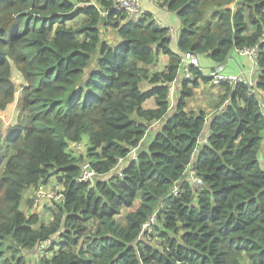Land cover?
<instances>
[{
	"label": "trees",
	"instance_id": "1",
	"mask_svg": "<svg viewBox=\"0 0 264 264\" xmlns=\"http://www.w3.org/2000/svg\"><path fill=\"white\" fill-rule=\"evenodd\" d=\"M93 4L0 0V110L14 98L11 61L24 80L22 113L0 137V264H27L26 254L47 238L51 254L40 264H264V0L163 1L180 20V51L223 64L234 48L259 42L256 95L241 82L219 83L207 123L205 111L185 103L198 78L210 81L201 68L191 67L193 78L169 108L167 84L180 64L169 28L146 11L132 20L113 0ZM101 27L117 38L102 36ZM161 53L168 63L150 71ZM143 80L151 84L145 90ZM151 96L155 107L143 108ZM155 120L146 148L122 176L112 175ZM83 139V154H74L71 144ZM196 146L192 165L202 185L193 189L183 172ZM83 159L106 173L89 188L75 180ZM52 176L63 198L45 223L21 201ZM175 182L178 194L166 197ZM153 213L148 235L142 224ZM153 233L156 243L144 238Z\"/></svg>",
	"mask_w": 264,
	"mask_h": 264
},
{
	"label": "crops",
	"instance_id": "2",
	"mask_svg": "<svg viewBox=\"0 0 264 264\" xmlns=\"http://www.w3.org/2000/svg\"><path fill=\"white\" fill-rule=\"evenodd\" d=\"M72 1V0H71ZM164 0H141V5L143 7V10L146 12H149L152 14L154 19L158 24L161 26H166L168 28H172L174 30V36L170 38V43H169V48L170 50L175 53L180 55L181 51L178 50L177 47V33L179 32L180 29V20L175 14V12L169 11L168 9L165 8V6H162ZM74 2V1H72ZM92 3V0L91 2ZM95 4V3H94ZM108 28V27H106ZM111 28V27H110ZM105 29L104 27H101V30ZM112 29V28H111ZM113 30V29H112ZM114 31V30H113ZM115 33V31H114ZM116 33L114 37H107L108 40H114L116 39ZM204 56L205 62L204 64L200 63V68L202 69L203 72H206L210 67H213V61L211 58L206 56L205 54L200 55V57ZM169 61V56L167 54H159L158 59L156 62L149 64L147 67L149 68L150 71H160L164 68V66L168 63ZM224 67V72L225 73H242L244 76L251 78L252 80H255L256 76V65H254L247 57L244 55L240 54L236 49L232 50L230 55L226 58L225 62L222 64ZM18 77V86H16L15 93H14V98L13 101L10 102L9 104L6 105L4 109L0 110V123L2 124V129H1V137L5 135L7 132V129L9 127H12L17 124L18 117L22 113V103L20 101V95H21V85L24 84V80L21 76V73L17 70V73L15 74ZM211 84V86H208ZM150 83H148L146 80H143L140 82V88L142 90H145L150 87ZM181 85L182 83L177 82L174 87V100H177L180 90H181ZM223 92L222 87L219 84L210 83V82H199V85L195 88H193V95L188 97L185 100L186 103V109L187 108H192L195 111H198V109H203L206 111L207 115V121L209 117L217 111V108L214 107V104L217 102L218 97L220 94ZM208 96H212L213 98L209 99ZM208 101H211V110H209L206 107H203L206 105ZM18 104L19 108L16 110L15 113H13V107L12 104ZM142 107L147 109V108H154L155 107V99L154 96H151L144 100L142 103ZM6 114V115H5ZM207 125V124H206ZM159 127V122L158 121H152L150 125L148 126L144 136L142 139L139 141V150L146 148L147 144L150 142L152 139V136L154 132L158 129ZM208 133V128L207 126L204 129V134ZM206 136V135H205ZM86 141L83 139L82 141L78 142L81 144L82 142ZM142 142L144 144V147L142 145ZM77 144V143H74ZM84 145V144H83ZM84 145V147H85ZM142 145V146H141ZM84 152V151H83ZM262 166L264 167V158L260 161ZM30 189H34V186L29 187L23 196V201L26 198H31L32 197V191L29 193ZM22 202V201H21ZM51 207V205H50ZM31 213V212H30ZM30 213H27L29 215ZM48 223V222H45ZM36 254L33 251H31V255ZM29 256V254H26ZM35 256V255H33ZM27 258V257H26ZM31 258V257H29ZM36 259V262L34 264H40L39 260L37 259V256L33 257Z\"/></svg>",
	"mask_w": 264,
	"mask_h": 264
},
{
	"label": "built area",
	"instance_id": "3",
	"mask_svg": "<svg viewBox=\"0 0 264 264\" xmlns=\"http://www.w3.org/2000/svg\"><path fill=\"white\" fill-rule=\"evenodd\" d=\"M140 0H113V9H117L123 11L127 14L128 18L132 20H138L139 17L144 13V10L139 5ZM103 14V12H101ZM105 14V13H104ZM169 35L170 38L174 36V30L170 27L169 28ZM259 48V42L255 43L251 46H245L243 48H234L240 54L247 57L254 65H256V55ZM180 64L177 70V74L175 77L169 81L167 84V96L169 98V108L174 105V87L177 82L182 83L183 80L192 79L193 73L191 67L200 68L198 55L195 52L191 51H181L179 55ZM224 69L222 64H217L216 66L210 67L206 72H201L203 75L207 76L211 83L219 84L222 82H227L229 85H234L237 82L244 83L248 86V93L252 95H256V91L254 88V80L249 77L244 76L242 73H225L222 71ZM205 137H203L200 141V144L203 142ZM139 150V142L136 146L132 147L129 152L120 157L117 160V163L113 168L110 170V173L115 176H122L123 167L129 163L131 160L136 158V155ZM198 153L197 146L193 149L190 157L189 162L186 165L183 175L184 177L192 183L193 189H197L201 187L202 181L196 175L195 170L193 169V160L195 159ZM106 177V173H99L95 170L88 160L81 161L79 163V171L78 174L75 176V180L79 183H86L87 187H92L98 178ZM46 183H39L38 185L34 186V191L32 194V204L35 205L41 203L43 198L48 195L45 185ZM56 193H62V189L60 185L54 186ZM179 185L175 182L174 186L172 187L171 191L166 194L167 196L170 195H177L178 194ZM63 194V193H62ZM61 195V194H60ZM63 198V196H62ZM55 201V200H54ZM53 205H51L52 207ZM155 221V214L153 213L148 220L142 224V229L144 232H151L152 225ZM52 240L50 238L44 239L36 245V249L38 251H44L50 244Z\"/></svg>",
	"mask_w": 264,
	"mask_h": 264
},
{
	"label": "rangeland",
	"instance_id": "4",
	"mask_svg": "<svg viewBox=\"0 0 264 264\" xmlns=\"http://www.w3.org/2000/svg\"><path fill=\"white\" fill-rule=\"evenodd\" d=\"M72 1H74L75 5H82V3L91 2V0H72ZM253 1H255V0H253ZM92 3H95L93 5H97L96 4L97 3V0H92ZM139 5L143 9V7L141 5V0L139 1ZM234 6L235 5L233 3L230 5L231 8H233ZM247 11L248 10L246 9V12ZM255 17L258 18L257 15ZM250 28H251V26H250ZM101 32H102V36H105V37H114L115 36L114 31L110 27L105 28V29H102ZM198 59L200 60V63L201 64H204L206 58L204 56L200 57V55H199L198 56ZM216 65H217V63H215L213 61V65L212 66H216ZM10 70H11L10 71V79L14 82V84L16 86H18V83H17L18 82V77L15 75L17 73V70L18 69H17L16 65L12 61H11ZM222 71L224 72L225 70L222 69ZM202 81L203 80L201 78H198V85H199V82H202ZM205 82L206 83L207 82H210L211 83V81H205ZM208 86H211V84H209ZM208 98L209 99L210 98L212 99L213 97L212 96H208ZM215 104H214V107H215ZM12 107H13V113H15L16 110L19 108V106H18L17 103L16 104H12ZM203 107H206L208 109V112H209V110H211V108H212L211 101H208L206 103V105H204ZM198 110H200V109H198ZM201 110H203V109H201ZM203 111H205V110H203ZM205 113H206V111H205ZM1 129H2V124L0 123V137H1ZM83 137L86 138L88 136H87V134H85ZM83 144L85 145V142L84 141L81 144H79V143L74 144L73 143V144H71L70 148H71V150L73 151L74 154H83V151L85 150V147H84ZM142 145L144 147L143 142H142ZM258 158H259L260 161L264 158V137L262 138L261 145H260V149L258 151ZM85 160H87V159H83V161H85ZM58 183H56V180L53 178V176L50 177V178H48V181L46 182V184H44L45 187H46V190H47L48 195H46L43 198V200H42L41 203H38L36 205L34 203L32 204L31 198H26V199H24V201L22 200L21 207H22L23 211L26 214L27 213H30V212L31 213H37L40 216V218L42 219V221L49 222L51 220V218H52V215L51 214H52V211L54 209V207H50V205H53L54 200L57 201V200L62 199V196H63L62 193H59L58 194V193L55 192L56 189H54V186L55 185L56 186L60 185ZM31 191L33 193L34 189H30L29 193H31ZM27 200L30 201V203H31L30 205L28 203H26ZM152 230H153V227L151 228V232H149V233L146 232V233L149 235L150 233H152ZM143 234H142V237H143ZM154 235L155 234L153 233V238H152V236H145L144 238L147 239L148 241H151L153 243L154 242L156 243L157 241H156V238H154ZM55 249H57V246H55ZM28 254H29V256L26 255V257H27V264H34L36 262V259L33 258V257L37 256V259L39 260V258L41 256H45V255L46 256H49L51 254V252L50 251H46V250L45 251H41V252L40 251H36V254H32L31 255V251H30ZM33 255H35V256H33ZM29 257H31V258H29Z\"/></svg>",
	"mask_w": 264,
	"mask_h": 264
}]
</instances>
